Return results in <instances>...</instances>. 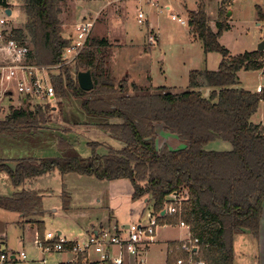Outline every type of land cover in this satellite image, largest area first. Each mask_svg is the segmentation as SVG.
Returning a JSON list of instances; mask_svg holds the SVG:
<instances>
[{
	"label": "trees",
	"instance_id": "1",
	"mask_svg": "<svg viewBox=\"0 0 264 264\" xmlns=\"http://www.w3.org/2000/svg\"><path fill=\"white\" fill-rule=\"evenodd\" d=\"M18 5L24 21L20 27L11 28V35L31 48V59L36 64L61 63L70 40L62 35L60 0H19ZM0 6L10 7L7 0H0ZM196 6V10L188 11L190 32L194 39L203 42L206 52L220 53L217 69L189 71L188 87L181 92H173L169 86L145 88L135 82L129 88L127 79L116 82L107 66L113 44L105 38H92L75 64H60L51 81L54 98L60 99L61 116L65 115V102L77 98V107L87 121L79 124L76 120L74 126L84 125L95 128V133L107 134V144L90 140L86 142L91 150L89 156L73 153L74 142L47 126L54 107L32 106L26 101L19 107L10 106L6 116L0 118V138L23 144L30 141L34 152L55 145L62 153L55 157L15 156L5 151L9 144H2L0 171L9 175L14 186L55 170L62 175L83 174L105 181L124 178L132 184L131 198H146L156 214L164 210L167 197L176 193L183 198L179 212L158 216L157 221L174 225L185 221L190 234L199 240L196 260L234 264L235 235L248 231L258 239L264 210V123L251 121L264 101V88L260 92L243 88L238 73L264 72V49L231 55L218 40L230 29L223 9L219 10L213 30L204 0ZM256 14L258 21H264V10L257 6ZM87 70L94 82L88 91L77 80V73ZM64 121L69 122L67 116ZM156 125L176 135L183 146L172 149L165 144L158 149ZM113 139L117 146L109 142ZM217 139L228 142L231 148L207 147ZM103 144L108 150L105 154L97 150ZM2 153L14 157L5 158ZM42 193L26 189L12 196L0 195V207L25 217L43 216L46 211ZM60 197L62 209L69 211L71 195L65 187ZM37 226L42 239L44 223L38 222ZM57 241L53 238L44 244L53 246ZM176 244L168 243L166 264L186 259L187 253L178 250ZM78 255L77 264H95L86 261L85 253Z\"/></svg>",
	"mask_w": 264,
	"mask_h": 264
},
{
	"label": "rangeland",
	"instance_id": "2",
	"mask_svg": "<svg viewBox=\"0 0 264 264\" xmlns=\"http://www.w3.org/2000/svg\"><path fill=\"white\" fill-rule=\"evenodd\" d=\"M91 1V3H89ZM121 0L117 4L110 3L106 7H102V12L96 17L93 29L90 34L92 38H105L108 42H111L109 57L107 59V66L112 75L116 79V82L126 78L131 88V83L135 82L143 87L153 89L159 86H169L173 92H181L188 87L189 77L188 73L191 70H212L217 69L221 60L219 52H206L204 50L203 42L201 40L194 39L191 35V27L188 25V11L191 9L196 10L197 3L200 0H164L170 4V9H166L161 4L159 7H154L148 0L141 5L143 12L147 13L144 19V23L138 25L137 19V4L130 0ZM162 0H160V3ZM7 3L11 8V15L8 17V25L11 28L20 27L24 21V13L19 10V0H7ZM80 4L85 7H80ZM94 5L99 8L102 3L100 0H60V14L59 17L62 21V35L64 37L69 32L72 35L74 24L79 21L83 15H88L92 19L93 12L87 10V6ZM137 5V6H136ZM260 7L264 10V0H204V7L209 17L210 27L216 30V22L219 20V10L223 9L224 14L227 15L228 24L230 29L224 31L218 38L229 51L230 54H238L244 51H250L256 49L264 38V23L262 21L257 24L256 7ZM5 6H0V14L5 11ZM230 12V15L228 13ZM171 14H175L177 17L186 19L185 24H180L176 20L171 19ZM226 18V17H224ZM151 23L153 30L158 33L157 39L155 35L153 42L146 40L148 24ZM70 38V37H68ZM72 62L69 65H74ZM58 69V68H57ZM56 69V70H57ZM56 70H54L56 72ZM58 72V70H57ZM262 70L240 71L238 76L240 78V85L247 89L255 91V87L261 82ZM205 90V88H202ZM60 99H58L59 101ZM58 101L56 100H39L34 98L31 105L33 106L37 102L43 106L49 103L54 107L50 113L51 119L47 126L52 127L59 134H64L73 143V153L79 154L83 157H87L91 154V150L86 144L90 140H100L107 144L108 135L100 131L95 133V128L86 127L84 125L74 126V122L77 120L79 124L82 121H87L86 117L81 113L79 108V100L71 99L70 103L65 102V115L68 121H64V116H61L59 111ZM263 101L260 102L255 116L251 119L253 122H258L259 118L264 111ZM7 111V109H6ZM6 111L0 112V118H4ZM162 126L156 125V147L161 149L165 144L172 149L181 148V144L176 135L166 133L161 128ZM107 139V140H106ZM106 140V141H105ZM111 144L118 145L116 140H112ZM9 144L5 151L14 154L15 156H26L36 154V157H55L60 156L61 151L57 147L49 146L42 149H36L31 151L30 141L16 142L9 138H0V144ZM23 144V145H22ZM106 144L98 147L97 150L101 154L107 153L105 149ZM212 150H229L231 148L228 142L217 139L210 142L208 146ZM3 155V153H2ZM4 156V155H3ZM68 174V173H67ZM54 178L49 179V186L57 194L60 190V181L58 174L52 175ZM73 176V175H71ZM90 180H78L81 182L77 185L78 189L74 192V198L87 196V194H93L96 189H100L102 181L89 177ZM101 182V183H98ZM124 183L129 181L126 179ZM128 181V182H127ZM77 182V183H78ZM129 184V183H128ZM66 188V187H65ZM14 190L10 177L6 172L0 173V193L5 195L11 194ZM46 192V191H43ZM48 191L47 193H49ZM53 194L52 192H50ZM57 196V195H56ZM55 195L44 196V204L56 202L57 197ZM75 203V202H73ZM125 206V205H124ZM121 205L120 208H124ZM17 213L0 208V235L3 233L6 236L7 246L14 250L24 249L29 258L27 261H20L18 264H31L28 259L36 254L34 245L32 242L33 229L30 227L24 228V230L18 227L12 220L16 218ZM147 219V215H146ZM142 218V224H148L149 219ZM45 230L49 229L53 232L61 230L67 237L72 238L78 235L79 229L74 223L66 224L65 221H61L56 217H47L44 219ZM173 229L165 230V235L171 234ZM246 233H240L235 243L236 264L241 258L249 264H264L262 262L263 251H261V240H257L251 234V237H247ZM245 237H244V236ZM25 239V244L21 243V239ZM59 256V255H57ZM150 262L155 261L156 264H164L162 254H157L154 258L149 259ZM47 264H51L52 260L49 258Z\"/></svg>",
	"mask_w": 264,
	"mask_h": 264
},
{
	"label": "built area",
	"instance_id": "3",
	"mask_svg": "<svg viewBox=\"0 0 264 264\" xmlns=\"http://www.w3.org/2000/svg\"><path fill=\"white\" fill-rule=\"evenodd\" d=\"M105 4H109L118 0H100ZM121 1V0H119ZM229 1V0H225ZM145 12L137 13V23H144ZM7 12L0 14V105L7 99L13 105L17 100L15 107L21 106L26 101L30 104L34 98L39 100H55V89L51 81V75L57 73L60 64H71L75 61L81 51L87 46L93 24L96 17L85 19L75 24L74 33L68 38L70 40L68 46L62 54V61L58 65H38L31 59V48L25 43L21 44L15 37L11 35V27L8 25ZM171 19L176 20L180 24H185L186 19L171 14ZM264 23V21H263ZM264 25V24H263ZM148 42H153V35H149ZM57 69V70H56ZM56 70V72L54 71ZM261 82L255 87L256 92H260L264 88V72L262 71ZM38 104L37 102H34ZM49 104V103H46ZM182 197L176 193H172L167 197V202L162 213H149L148 224H142L136 221L129 223L127 227L119 230H97L92 232L85 238L69 241L60 238L56 233L46 232L44 240L58 238L53 245H45L44 240H38L37 243L46 251L53 249L62 251L68 243L72 244L71 252L75 256L72 260L64 264H77L78 254L85 253L86 261L90 260L91 252L99 255L95 264H125L133 258V264H144L141 258L140 247L145 243L150 244L155 239L156 232L159 228L174 226L171 223L161 224L157 221L158 216L165 214H177L181 208ZM175 226L187 229V236L177 242L176 248L187 253L186 259L178 258L177 264H183L187 261L189 264H205L204 260H196L195 255L198 254V238L190 234L189 225L185 221H180ZM47 247V248H46ZM25 259V254H20ZM10 259L7 254L0 253V264ZM43 260V262H45Z\"/></svg>",
	"mask_w": 264,
	"mask_h": 264
},
{
	"label": "crops",
	"instance_id": "4",
	"mask_svg": "<svg viewBox=\"0 0 264 264\" xmlns=\"http://www.w3.org/2000/svg\"><path fill=\"white\" fill-rule=\"evenodd\" d=\"M130 0H127L126 2H129ZM134 2H138V6L137 8V13L139 11H144L143 8H141V5H143V3L147 2L148 0H132ZM118 1H113L110 3H114L117 4ZM89 3H91V1H89ZM102 5L99 8H96L94 5H89L87 6V10L88 11H92L93 13V18L99 16V14L102 12V7H106L109 4H105L103 2H101ZM151 5H153L154 7H159L160 9L161 4H163V7H165L166 9H170V4L166 3L164 0H162V2L160 3V0H151L149 2ZM195 4H197L195 2ZM136 5V6H137ZM80 7H85V5L80 4ZM10 8V7H9ZM11 9V8H10ZM194 10V9H193ZM147 13H145L146 15ZM85 19H90L88 15H83L81 17V19L79 21H76V23L85 20ZM137 22V19H136ZM260 21L257 20V24L259 25ZM262 23V21H261ZM74 24V26H75ZM138 24V23H137ZM139 25V24H138ZM148 28L151 30L147 31V37L146 40L148 38L149 35H152L153 33H155L156 35V39L158 36V33H156L153 30V27L151 26V23L147 25ZM73 28V32H74ZM71 33H67L66 36L70 37ZM154 35V34H153ZM154 35V37H155ZM67 37V38H68ZM17 100H15L13 102V105L11 104V102H9V100H5L1 105H0V112L1 111H6V113L8 112L10 106H16L17 105ZM263 105H264V101H263ZM264 109V108H263ZM5 113V114H6ZM256 113H254L251 117V119L255 116ZM6 116V115H5ZM259 121L256 123H264V111L261 115V118L258 119ZM6 146L8 145L5 144ZM3 146L2 144H0V147ZM36 155V154H35ZM5 158L7 157H14L12 155H7L4 156ZM10 165H13V163H11ZM4 172V171H0ZM53 174H58L59 176V181H60V190H58L57 194L54 193V190L49 186V179L54 178L52 175ZM73 175V176H71ZM89 177H93V176H87V175H83V174H75V173H68V174H64L62 175L61 173H59V171L55 170L46 174H43V176L37 177L35 179H27L25 180L22 184H20L19 186H13L14 190H12L11 194L5 195L3 193H0V195L3 196H12L15 193H18L22 190H26V189H34V190H40V191H46L43 192V198H42V204L44 206L45 209V213L43 216L40 215H31V216H23V214L16 212V218L14 220H12V222H14L18 227L22 228L24 230V228L30 227L31 229H33V234H32V242L34 245V249L36 250V254L32 257H30V259H28L30 261L31 264H47L50 263L49 262V258L50 260H52L51 264H64L70 260H72L73 258H75V256L73 255V253L71 252V249L68 247V245L70 243H68L66 245V247L62 250V251H55L53 249H50L48 251H46L44 248H41L37 241L40 239L39 237V231H38V226L37 223L38 222H45L44 219H46L47 217L51 218V217H56V215H58L59 220L61 221H65L66 224L68 223H74L76 225V227L79 229V233L78 235L73 236L72 238L67 237L64 233L61 232V230H58L60 232V234L58 235L57 232L56 234L60 237V238H65L66 240L69 241H75V240H79V238H85L88 235H90L92 232H95L97 230H110V229H115V230H119L120 228H124L127 227V225L129 223H132V221H136L139 223H143L142 218L146 219V215H147V219H149L148 215L149 213H152V206L151 204L148 205V201L146 198H141V199H136L133 200L131 198V194H132V184H130L128 181V183H124L126 179L124 178H119V179H113V181H105V180H100L102 181L98 183L100 185V189H96V191L93 192V194H87L86 198L85 196H83L82 198L79 197H75L74 198V192L77 191L78 187L77 185L80 184L81 182H78V180H90ZM96 178V177H94ZM97 179V178H96ZM99 180V179H98ZM11 181V180H10ZM78 182V183H77ZM12 184V183H11ZM82 184V183H81ZM63 187H66L65 189L70 193L71 195V209L69 211H64L62 209V203H61V192L63 190ZM48 191L52 192L53 194H51L50 192L47 193ZM53 196V195H57V200L56 202L53 203H48L49 205L44 204V196ZM75 202V203H73ZM121 205H125L124 208H120ZM1 208V207H0ZM3 209V208H1ZM6 210V209H4ZM9 211V210H8ZM262 218L260 221V227H259V237L261 240V251H263V256H262V262L264 263V210L262 213ZM146 219V220H147ZM45 224V223H44ZM173 229L171 234H168L167 236L165 235V230L167 229ZM46 232H53L52 230L46 229L45 230V225H44V234ZM187 229L186 228H180L179 226H167L165 228H159L156 232V237L153 241L150 242V244H144L143 246L140 247V252L139 254L141 255V258H143L144 260V264H156L155 261L150 262L149 259L152 257L154 258L157 254H162L163 259H164V264H166V260H167V247H168V243L171 241H178L182 238H185L187 236ZM240 233H246L245 235H247V237H251V234L248 231H244V232H239L235 235L234 237V247H235V243L237 241V238L240 236ZM44 234H43V238H44ZM244 236V235H243ZM245 237V236H244ZM42 238V239H43ZM40 239V240H42ZM257 239V238H256ZM259 239V238H258ZM257 239V240H258ZM44 240V239H43ZM42 240V241H43ZM52 239H49L47 241L44 240V243L49 242ZM22 244H25V239H21L20 240ZM47 248V247H46ZM234 252H235V248H234ZM0 253H5L8 255V257H10V259H7L3 262V264H18V262L20 261H27L28 255L26 253V251L24 249H20V250H14L13 248L7 246V240H6V236L2 233L0 235ZM21 253L25 254V259H23L21 257ZM59 255V256H57ZM91 257L90 260L93 262H97V259L99 257V255H96V253L91 252ZM45 262H43V260H45ZM133 258H130V262L125 263V264H133ZM234 264H236V253H235V257H234ZM237 264H246V262L244 260H241V258L237 261ZM249 264V263H247Z\"/></svg>",
	"mask_w": 264,
	"mask_h": 264
},
{
	"label": "water",
	"instance_id": "5",
	"mask_svg": "<svg viewBox=\"0 0 264 264\" xmlns=\"http://www.w3.org/2000/svg\"><path fill=\"white\" fill-rule=\"evenodd\" d=\"M5 12H7L8 15H11V9L9 7L5 8ZM230 15V12L228 13ZM257 50H263L264 49V38L261 40L259 43L258 47L256 48ZM77 80L79 82V85L82 89L84 90H91L93 88V80L91 78V73L90 71H79L77 73ZM209 91V89H206V93ZM164 211H162L163 213ZM57 234L59 235L60 232L58 231Z\"/></svg>",
	"mask_w": 264,
	"mask_h": 264
}]
</instances>
